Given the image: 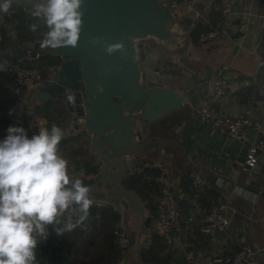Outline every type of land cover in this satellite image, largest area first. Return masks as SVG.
Segmentation results:
<instances>
[{
    "label": "crops",
    "instance_id": "1",
    "mask_svg": "<svg viewBox=\"0 0 264 264\" xmlns=\"http://www.w3.org/2000/svg\"><path fill=\"white\" fill-rule=\"evenodd\" d=\"M222 1L205 0V6L212 8ZM204 8L200 13L190 15L188 22L191 33L195 25L209 26V31L214 26L213 15H217L211 9L206 12ZM8 28L14 39L15 31L10 24ZM40 41L41 39L37 38L33 42ZM33 42H29L28 45ZM189 53L186 64L180 63L181 54L172 58L175 69L168 71L164 79L167 85H172L181 96L188 95L189 103L152 126L146 139L147 143L156 140L157 148L154 147L145 159L136 157L132 165L124 166L120 180H125L126 183L141 167L147 169L149 176L165 173L170 188L179 202L181 200L190 202L191 219L187 220L181 211L180 230L173 235L172 242L167 243L168 248L163 253V256L170 260L169 264H194L206 253L217 259L224 258L221 256H230L244 244H250L259 251L253 263L264 264V159L254 170L245 165L250 146L260 138L259 127L264 126V73L260 74V60L264 56V0H240L232 29L208 43H200L199 39L194 43L192 39ZM178 69H181L179 77L175 75ZM217 79H225L229 87L223 97L214 100L213 90ZM20 91L11 78L0 73V104L3 106L0 107V111L4 113L9 111L10 100H16ZM40 91L34 94L27 92L31 103L26 111L29 117L34 115L33 105L43 103L38 99ZM212 104L224 114L231 116L244 114L247 117L249 125L245 128L243 139L234 140L222 136L211 125L197 117V110L201 106ZM7 116L14 124L15 119L13 120L12 115L8 113ZM17 116L20 121L24 119L21 114ZM44 123L46 124L45 121ZM9 126H11L9 122L0 124V140L6 137ZM64 131L65 137L59 150L69 161L70 176L85 178L83 171L75 170L74 160L79 159L77 145L86 143L88 145L86 147H89L90 139L84 133L76 131L72 125ZM134 143L139 147L146 144ZM86 152L89 153L87 148ZM98 162L100 163L99 160ZM132 166L135 167L134 171L125 179L124 171ZM193 173L205 177L212 186L203 191L202 203H194L192 200L190 175ZM155 186L159 191L153 188L155 194L151 195V204L147 205L154 207L155 214L158 215L157 201L162 195V187ZM100 191L106 193L107 189L103 187ZM213 197L220 199V203L228 200L231 202L232 222L224 231L225 235L221 237L216 235L208 247L209 250L189 247L192 232L205 223L207 205ZM136 198L144 207L146 220L151 217L152 221L148 228L145 221L140 237L139 256L135 246H130L127 262L149 264L142 261L141 250L144 246L154 245L150 229L156 215L153 216L149 207H146L137 194ZM101 200L111 203L121 211L122 227L128 230L130 241L136 242L141 224L139 210L131 203L126 217L123 208L117 202L112 203L108 198ZM84 228L91 229L90 226ZM154 247L158 251L159 243L157 242ZM222 261L223 259L216 260V263Z\"/></svg>",
    "mask_w": 264,
    "mask_h": 264
},
{
    "label": "water",
    "instance_id": "2",
    "mask_svg": "<svg viewBox=\"0 0 264 264\" xmlns=\"http://www.w3.org/2000/svg\"><path fill=\"white\" fill-rule=\"evenodd\" d=\"M173 1L85 0L77 47L52 50L40 43L28 45L35 53L61 61L38 99L56 105V110L61 108L73 128L89 137L87 150L101 163L98 175L82 178L92 186L93 197L117 202L126 217L131 203L139 210V238L130 243L138 256L146 216L136 193L127 191L125 180H120L123 167L132 165L136 157L145 159L157 148L156 140L147 143L146 139L152 126L190 101L164 80L167 72L175 69L172 58L181 54L180 63L188 62L192 43L190 15H174ZM201 11V7L196 9V13ZM93 37H104L108 43L123 42L125 51L109 56L101 46L89 43ZM37 67L34 63L33 68ZM180 72L178 69L175 75L179 77ZM134 142L146 144L139 147ZM134 169L124 171L125 179ZM103 187L106 193L100 191ZM179 207L190 220V202L181 200ZM216 235L221 237L225 232Z\"/></svg>",
    "mask_w": 264,
    "mask_h": 264
},
{
    "label": "clouds",
    "instance_id": "3",
    "mask_svg": "<svg viewBox=\"0 0 264 264\" xmlns=\"http://www.w3.org/2000/svg\"><path fill=\"white\" fill-rule=\"evenodd\" d=\"M84 2L0 0V14L19 7L43 22L42 48H75L83 29ZM29 28L36 32L38 24ZM89 43L101 46L109 56L125 51L123 42L108 43L104 37H93ZM8 67L7 62L0 63V72ZM64 137L62 127L38 123V132L31 137L24 127L9 126L0 140V264H39L36 250L48 238L50 226L62 235L89 219L94 190L70 176L69 161L59 150Z\"/></svg>",
    "mask_w": 264,
    "mask_h": 264
},
{
    "label": "trees",
    "instance_id": "4",
    "mask_svg": "<svg viewBox=\"0 0 264 264\" xmlns=\"http://www.w3.org/2000/svg\"><path fill=\"white\" fill-rule=\"evenodd\" d=\"M213 22L216 23L221 19L218 13H215ZM212 16V17H213ZM33 23L38 24V29L36 32L30 31L29 26ZM11 28L15 31L16 37L13 39L10 36L9 28L0 24V62L7 61L9 63H15L19 58L23 57L27 51L28 43L33 42L37 38L42 39V34L46 31L43 26V22H38L31 17L27 16L23 9L18 7V14L15 19L9 22ZM209 31V26L204 24L195 25L192 29V39L194 43L198 42L199 36L203 33ZM38 67L37 71L42 75L43 81L46 83L50 79V76L55 73L60 65L61 61L57 58L46 56L41 54L37 60ZM27 68L34 69L33 63L28 62L25 65ZM3 75H7L6 72H0ZM8 76V75H7ZM17 86V85H16ZM18 87V86H17ZM21 91L16 97V100H10L12 110L13 120L15 123L12 124V119H10L7 114L9 111L5 112L6 116L2 119V122H9L11 126H21L27 130L30 123L38 120H44L46 126L51 127L52 124H56L62 127L64 130L69 127L70 117L61 108L55 109L56 105L48 102L42 104H35L32 107L34 115L29 117L27 115L28 106L30 103L29 94L22 88L18 87ZM0 107L1 106L0 104ZM17 114L23 116V120L20 121ZM66 145L65 143H62ZM63 145V146H64ZM78 151L81 155L78 156L79 159L74 160L75 170L83 171L85 178H93L100 172V163L98 162L95 155L86 152L88 146L86 143L77 145ZM80 148V149H79ZM149 172L144 167H141L136 171L125 183V187L128 190L134 191L141 199V201L149 207V210L155 216V209L151 205V195L155 194L153 188L159 189L154 186L150 187L146 181L149 176ZM155 189V190H156ZM208 190V189H205ZM192 190V200L194 203H202L203 191ZM157 193V191H156ZM160 198V196H159ZM95 198V204L90 209V216L85 223L78 225L77 228L67 231L62 235H57L56 232L49 227V236L46 240L41 241L37 247V260L39 264H119L122 258V251L119 246V232L122 229V213L119 209H116L114 205L106 202L103 206H98ZM220 199L213 197V199L208 203V211L213 205H217ZM157 217V215H156ZM155 217V218H156ZM152 219L148 217L146 220V228L150 226ZM90 226V230H86L84 227ZM201 226L195 228L192 232L191 238H189L188 246H194L196 249L200 247L202 250H209V245L211 246L212 241L216 237H211L209 235L203 234L200 231ZM154 245L144 246L141 250L142 261L149 264H169L170 260L163 256L165 250H167V242L160 238L158 235L153 234ZM159 243V250H155V244ZM200 244V245H199ZM188 250H191L188 248ZM239 251V250H238ZM237 252V251H236ZM235 252V253H236ZM221 256L224 258H215L212 254L206 253L202 256H211L214 260H222V263L216 264H233L232 257Z\"/></svg>",
    "mask_w": 264,
    "mask_h": 264
},
{
    "label": "built area",
    "instance_id": "5",
    "mask_svg": "<svg viewBox=\"0 0 264 264\" xmlns=\"http://www.w3.org/2000/svg\"><path fill=\"white\" fill-rule=\"evenodd\" d=\"M240 0H223L221 4L215 5L212 8L205 6V0H174L171 3V10L174 15L182 18L187 15H192L198 7L204 8L207 12L212 10L221 16V19L214 24L212 29L207 33L199 36L200 43H208L214 41L219 36L227 34L233 27L234 17L236 15V7ZM18 14V8H14L11 14H0V24L9 27V22L13 21ZM12 36V33L10 34ZM40 53H35L29 50L25 55L19 58L15 63H9L6 74L14 83L24 89L28 93H37L45 88V82L42 75L36 69L27 68L25 65L28 62L35 63L40 57ZM3 63V62H0ZM260 66L264 68V56L260 60ZM229 84L225 79H217L214 83L213 97L214 100L224 96ZM6 114L0 111V122ZM197 117L211 125L218 134L234 140H241L245 134V128L249 125V121L244 114L227 115L218 110L215 104L201 106L197 110ZM38 123L45 125L43 120H38L30 123L27 127L29 137L38 132ZM260 138L253 143L246 155L245 165L254 170L264 159V126L259 127ZM192 188L195 191L210 189L212 186L208 180L198 173L190 175ZM146 181L150 187L160 185L162 187V195L157 201L158 215L153 220L150 233L158 235L167 243L172 242L173 235L180 230L181 225V210L179 200L170 188L169 181L165 173L157 176H148ZM98 206H103L105 200H96ZM117 209V208H116ZM231 202L225 201L217 205H213L207 214L205 223L201 226V233L215 237L218 232H224L232 222ZM76 226L75 228H77ZM74 228V229H75ZM129 232L125 227L119 232V246L122 251V258L119 264H128L127 252L130 249ZM259 254V251L250 244H244L232 257L233 264H254L253 259ZM194 264H214L211 256H201ZM259 264V263H256Z\"/></svg>",
    "mask_w": 264,
    "mask_h": 264
},
{
    "label": "rangeland",
    "instance_id": "6",
    "mask_svg": "<svg viewBox=\"0 0 264 264\" xmlns=\"http://www.w3.org/2000/svg\"><path fill=\"white\" fill-rule=\"evenodd\" d=\"M80 152V151H79ZM81 155V153L78 154V156Z\"/></svg>",
    "mask_w": 264,
    "mask_h": 264
}]
</instances>
